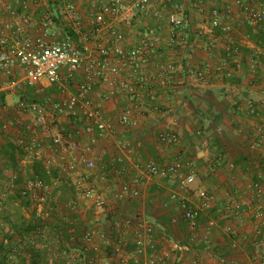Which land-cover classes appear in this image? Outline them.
<instances>
[{
    "label": "crops",
    "instance_id": "obj_1",
    "mask_svg": "<svg viewBox=\"0 0 264 264\" xmlns=\"http://www.w3.org/2000/svg\"><path fill=\"white\" fill-rule=\"evenodd\" d=\"M25 1L28 6L26 12L32 22L24 33L36 36L41 32L40 24L43 20L38 12L39 6L45 5L52 11L57 9L59 21L68 29V35L71 32L82 44V31L90 33L92 41L84 42V45L93 58L98 56L99 47L107 49L109 56L113 57L114 41L111 32L114 29L122 34L120 46L125 52L138 45L144 38H158L143 67L137 70L128 66L120 68L114 88L102 80L95 82L91 94L93 105L99 109L103 118L111 123L113 131L97 136V145L92 152L95 160L92 174L99 171L103 173L104 170L106 176L114 175L113 177L119 179L113 197L108 198L104 213L94 218L97 222L96 235L85 242L78 237L79 246L63 244L60 247L62 252H76L80 256L81 264H87L93 257L98 262L107 260L110 264H131L135 263L134 241L140 234L150 238L152 245L159 249L157 254H154L148 247L147 255L169 253V258L162 264H179V257L189 263L196 259L199 264H264V237L255 235V222L251 212L244 209L241 214L229 215L227 210L235 202L247 201L249 186L264 180V145L259 143L260 138L256 131L258 127L264 128V108L258 106V100L264 96V84L247 66L250 53L255 49L264 52V48L254 40L255 36L237 29L242 27L239 21L232 24L233 31L228 35L223 34L221 30L207 35H198L195 31L198 27L207 26V20L198 12V5L207 8L221 7L232 1L186 0L183 19L187 37L184 38V34L178 35L175 44L169 43V25L166 18L169 6L165 1L137 11L130 20L121 17L111 21L97 32L89 20L90 12L97 8L94 7L95 0H72L78 25L66 11L68 0ZM9 8L21 11L14 0H10ZM58 14H54L56 19ZM259 33L264 37L263 33ZM232 43L241 46L240 54L236 57L226 54L223 50ZM222 61L226 62L223 75L215 73L214 70ZM167 64L172 68L165 71ZM206 65L210 70L208 74L203 79H194V72L197 69L203 70ZM228 73L230 76L226 75ZM76 76L80 77L71 90H65L63 83L68 80L62 75L55 85L48 86L43 83L42 94H36L34 89H30L26 97L35 94L43 97L39 102L57 103L68 94L74 93L76 86L84 81V68H81L74 78ZM119 81L128 83L130 92L120 91L117 86ZM58 90L60 92L57 98L46 97L47 94ZM61 93L64 95L60 97ZM0 94H3L6 103L5 107L0 108L3 111L11 110L13 97L16 95L5 91ZM137 96L141 101L138 103V109L133 111V124L126 127L120 125L118 118L122 109L135 104L133 98ZM249 102L253 103L251 109ZM76 121L78 120L57 118L56 131L81 146L88 138L76 135L75 131L82 127V123L78 121L76 124ZM165 132L177 135L178 141L175 145L169 146L159 141V135ZM46 153L48 152L45 151L44 155ZM177 162L182 166L183 173H194V190H206L214 196L212 208L199 215L198 227L194 233L182 220L176 205L169 202V195L178 187V178L169 180L159 176L149 177L143 179L144 182H139L137 198L119 200L115 196L123 187L124 181L129 182L138 176L137 165L152 163L162 167ZM230 164L233 165L232 169ZM121 170L124 171L123 176L119 174ZM13 173L16 171L11 165L0 163L2 191L9 189ZM58 183L59 181L56 184ZM100 184L102 187L105 184L103 178ZM58 194L60 192L53 193L51 188L53 202L62 205L69 202L61 199ZM3 198L4 193L1 192L0 199ZM194 198L196 199L195 193ZM196 201L197 203H192L198 204L199 201ZM206 213L213 216L207 217L201 224L200 218ZM22 214L17 203L12 201V204L3 207L0 203V264H57L51 257L57 256L48 253L45 261L37 263L34 253L46 252L39 249L40 244H35L31 252L29 248L23 251L24 245L17 243L20 241L21 231H18L19 227H14V224L23 221ZM80 214L81 211L76 209L65 215L68 219L62 218L59 234L74 232L77 235L88 229L85 225L93 224L81 223ZM102 216L108 219H101ZM118 216L127 219L119 224L115 220ZM27 225L28 223L26 227ZM183 226L186 228V238L180 241L173 232ZM226 226H231L234 234L227 233ZM146 227L152 228L151 234L146 233ZM101 234L107 235L108 238L103 241L98 236ZM191 234H195V242L192 243L188 240ZM4 241L8 243H3ZM116 245H120L121 253L114 257L112 249ZM174 245L187 248L188 251H178L174 249ZM142 259L139 258L140 261Z\"/></svg>",
    "mask_w": 264,
    "mask_h": 264
},
{
    "label": "built area",
    "instance_id": "obj_2",
    "mask_svg": "<svg viewBox=\"0 0 264 264\" xmlns=\"http://www.w3.org/2000/svg\"><path fill=\"white\" fill-rule=\"evenodd\" d=\"M159 1L168 3L167 23L169 25V43H177V36L187 37L185 32V21L183 14L186 10V0H95L94 7L90 14V24L95 27L96 32L107 26L118 18L124 17L130 20L135 13L144 10L146 7L154 5ZM210 1V0H207ZM17 7L21 9L12 10L9 8L10 0H0V92L5 91L17 96V101L12 103L11 110L0 109L1 130L4 132H14V125H22V137L15 142L16 146L23 150L26 159L32 167L36 163L40 164L41 174L32 172L28 176L13 173L10 177L9 190L12 195H19L22 199H30L36 203L38 212H42L39 202H45L51 193V184H56L53 173L62 171L76 187L78 199L83 201L97 216L104 213L108 205V198L102 187L96 182H85L86 178L92 175L95 168V160L92 152L97 145V136L105 135L113 131L110 122L103 118L101 112L93 105L91 94L96 81L102 80L111 88H114L116 79L120 73V68L128 66L133 70L143 67L148 59L149 51L156 45L158 38H144L138 45L128 52H125L120 42L122 34L114 29L111 34L114 41L112 50L113 57L109 56V51L105 48H98V56L93 58L89 55L86 46H79L70 35L61 36L56 33L53 19L47 15L40 24L41 32L36 36L24 33L31 25V17L27 14L28 6L25 0H14ZM66 11L70 18L78 25V17L75 12L72 0L66 3ZM198 12L207 20L206 27H198L195 31L198 35L212 34L215 30H221L225 35L233 31L232 24L239 21L250 28L254 33L264 34V4L259 0H232L227 6H214L207 8L198 5ZM128 22V21H126ZM82 39H88V35H81ZM240 47L235 43L223 48L226 54L238 56ZM248 69L258 77L264 84V52L255 49L250 53ZM84 68L85 79L80 82L74 93L68 94L57 103L35 102L26 97L30 89H34L36 94L44 92V84L55 85L64 75L68 81ZM172 66L167 64L164 69L170 70ZM226 62L222 61L214 70L217 74H224ZM208 65L205 68L197 69L194 72V79H203L209 72ZM230 76V73L226 74ZM120 91H129V84L123 81L117 83ZM264 92V86H263ZM264 94V93H263ZM135 104L122 109L118 118V123L122 126L133 124L132 114L138 109L141 101L137 96ZM249 108L253 103L249 102ZM258 106L264 108V96L258 100ZM9 113L12 115L9 119ZM64 118L69 121L78 120L82 127L75 131L76 135L87 136V141L79 146L71 142L68 137L56 131V119ZM259 135V143L264 145V128L256 129ZM159 141L165 145H175L178 137L173 132H165L159 135ZM47 151L44 155V152ZM264 160V151H262ZM229 167L232 169L233 165ZM138 176L129 182H124L123 187L115 195L117 199H135L139 196L138 185L143 179L159 176L162 178H178L176 191L169 195V202L176 205L180 211L182 220L194 233L198 227L199 215L212 208L214 196L206 190H194L195 175L192 172L183 173L182 166L177 162L168 166H157L152 163L137 165ZM124 171L119 174L123 176ZM186 190H194L198 204L189 202L183 195ZM249 197L247 201L235 202L228 207L229 215H237L246 209L251 212L254 219L255 235L264 237V180L260 183H253L249 186ZM69 211L76 210V203L69 201L63 204ZM175 223L176 220H173ZM147 234H151L152 228H145ZM225 231L234 234L231 226H226ZM95 228L88 229L82 235V241H89L96 235ZM103 241L108 237L98 235ZM35 237L41 238L39 234ZM72 240L73 237L70 236ZM195 242V234H191L188 239ZM31 241V240H30ZM3 243H8L4 241ZM33 244L34 241H31ZM133 259L136 264H162L169 253L161 252L158 255H147V248L152 247L150 238L137 235L134 241ZM178 251H188L187 248H180L174 245ZM121 253L120 245L112 249L113 256ZM143 258L141 261L139 258ZM179 264H199L198 260L186 262L181 257ZM87 264H110L109 261L98 262L96 258H91Z\"/></svg>",
    "mask_w": 264,
    "mask_h": 264
},
{
    "label": "rangeland",
    "instance_id": "obj_3",
    "mask_svg": "<svg viewBox=\"0 0 264 264\" xmlns=\"http://www.w3.org/2000/svg\"><path fill=\"white\" fill-rule=\"evenodd\" d=\"M230 1H232V0H230ZM259 2L264 4V0H259ZM38 12H39V15L41 17V20H44V17L47 15H49L53 19L55 30L61 36L67 35L68 29H66L64 27L65 26L64 23H60L59 14H58L57 9H56V11H52L47 6L43 5V6L38 7ZM55 13L58 14L57 19L54 16ZM241 26H242L241 28L237 27V29L241 30L242 32H247L248 34H250L252 36H255L254 40L257 43H259L260 45H263V48H264V37L260 36L259 35L260 33L252 32L250 30V28H248L247 26H245L243 24H241ZM82 33L84 35L85 34L88 35V39H86V40L82 39V37H81V40L83 41L82 44L80 43V41H78L77 38L73 37L74 42L76 44H78L79 46H85L84 42L92 41L90 33H87L86 31L85 32L82 31ZM79 77L76 76L74 78V80L64 82L63 86L65 87V90L66 91L71 90L72 86L74 84H76ZM59 92H60L59 90L54 91L53 93L47 94L46 97H48V98L51 97L52 99L57 98V96L59 95ZM2 95L3 94H0V100H2ZM62 95H64V94L61 93L60 97ZM40 98H43V97L42 96L39 97V96L34 94V95H29L28 99L31 102L32 101L39 102ZM16 101H17V96H14L13 102H16ZM0 107H5V106L3 105V103L0 102ZM1 110H3V109H1ZM8 116H9V119L11 120L10 117H12V115H10V113H9ZM1 120L2 119L0 118V163L5 162L6 164L11 165L15 169V171L18 175H24L25 177L30 175L32 172L40 173L39 167H32V170H31V166L28 163L29 160L26 159L23 150L20 149L15 144L16 140L23 136L22 135V125H20V124L14 125L15 130L13 133L12 132H4L1 130ZM56 123H58V122H56ZM61 123H63V122H61ZM75 123L77 124L79 122L76 121ZM71 142H73V141H71ZM1 144H2V146H1ZM102 172L104 174L101 173L100 171L97 174H92L91 176L86 178L85 182H87V183L88 182H90V183L96 182L97 184L100 185V187H102V185L100 184V181L103 178L105 181V184L103 185L102 189H103L104 193L106 194L107 198H111V197H113V193L115 192L114 188H115V185L117 184V181H118L117 179H119V177H113L114 175L113 176L112 175L106 176L105 171L102 170ZM52 176L55 180L59 181L58 184H55V185L51 184L53 193L57 194V192H60V194H58V196L61 199H64L66 202L70 201V200L74 201L76 203V207H77L76 209L81 211V214L79 216L80 222L81 223L93 222V224H87V225L84 224V225H85V227H88V229L96 228L97 222H95V220H94L96 215L83 201L78 199L79 191H77L76 187L72 184V180L62 171L55 172V173H53ZM123 178H125V177H123ZM144 181L145 180H142V182H144ZM124 182H126V181H124ZM2 187H3V185L0 184V193L1 192L4 193V198L0 199V203H1L2 207L6 204H8V205L12 204V201H13V203L15 202L18 204V206L20 207V211L23 212V214L21 215L23 221L22 222H15V224H14V227H19L18 231H21V234L19 233L20 241H18L17 243H19V245L21 244L22 246L24 245L22 247L23 251L24 250L27 251L28 248H29V251H31L32 248H34L35 244H40L41 248H39V249H42V251H46V252L34 253L33 256H34L35 260H38L37 263H40V262L42 263L43 261H45L46 254L48 253L49 255L54 254L57 256L55 258H54V256H51L52 259L57 261V264H62V262H64L65 264H81L80 256H78V254L76 252H73V253L71 252L69 254L63 253L62 252L63 250H61V248H60L61 245L66 244V243L75 244V246H79L80 242L78 241V239H79L78 237H80V239H81L83 233H85L88 230V229H84V232L78 233L77 235L74 232L71 234H69V233L59 234V231H60L59 229H62V225H60V223H62V218L68 219V216H65V215H68L70 213V211L68 209H66V207H63L62 204H57L56 202H53L51 195H49V197L46 198L45 202H43V203L39 202L38 203L42 207V210H41L42 212H38V207H37L36 203L31 202L30 199H22V198L15 196V195H12L13 193H11L9 189L2 191ZM183 196L189 202L197 203L196 199L194 198V192L192 190H186L183 193ZM211 216H213L211 213H206L205 216L200 218L201 221H199V222L202 224V223H204L205 219H207V217L209 218ZM101 219H108V217L105 218V216H102ZM125 219H127V218L118 216L117 219H115V220H116V222H119V224H121V223H123V221ZM63 222H65V220ZM26 223H28L27 227H26ZM31 223H33V224L31 225ZM29 225H31V226H29ZM57 227H61V228H57ZM171 230L173 231L172 228H171ZM31 232H32V234H30ZM29 234H30V236H29ZM36 234H39L41 236V238L40 239L38 237L36 238L35 237ZM103 235H105V234H103ZM173 235L178 237L177 240L183 241L186 238V228L184 226L181 227L178 231H176V232L174 231ZM0 236H1V233H0ZM70 236L73 237L72 240L70 239ZM105 236L107 237V235H105ZM118 237H119V235H118ZM118 237L116 236V238H115L117 243H118V241H117ZM125 237L126 236H123V238H125ZM171 238L174 239V237H172V236H171ZM30 240L34 241V243L32 244ZM128 241L131 243V239H129ZM150 249H151V253H154V254H157V252L159 250L157 248V246H155V245H152V247ZM131 264H135V263H131Z\"/></svg>",
    "mask_w": 264,
    "mask_h": 264
},
{
    "label": "trees",
    "instance_id": "obj_4",
    "mask_svg": "<svg viewBox=\"0 0 264 264\" xmlns=\"http://www.w3.org/2000/svg\"><path fill=\"white\" fill-rule=\"evenodd\" d=\"M69 33H70L71 37L73 38V37H74L73 34H72L71 32H69ZM0 102L3 103L4 106L6 105V103H5V98H4L3 95H2V100H0ZM34 167H39V170H40V173H36V172H35V174H41L42 171H41L40 164H39V163H36V164L34 165ZM16 196L19 197V198H21L18 194H17ZM30 264H33V263H30Z\"/></svg>",
    "mask_w": 264,
    "mask_h": 264
},
{
    "label": "water",
    "instance_id": "obj_5",
    "mask_svg": "<svg viewBox=\"0 0 264 264\" xmlns=\"http://www.w3.org/2000/svg\"><path fill=\"white\" fill-rule=\"evenodd\" d=\"M9 100H10V103H11V101H12L11 97L9 98ZM10 103L8 102V105H9Z\"/></svg>",
    "mask_w": 264,
    "mask_h": 264
}]
</instances>
